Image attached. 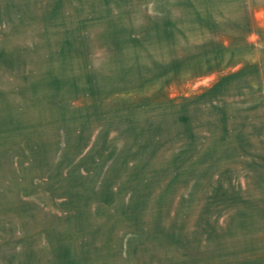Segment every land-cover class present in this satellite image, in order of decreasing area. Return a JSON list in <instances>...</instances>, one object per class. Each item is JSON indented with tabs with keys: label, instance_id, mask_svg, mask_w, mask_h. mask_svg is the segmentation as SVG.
<instances>
[{
	"label": "rangeland",
	"instance_id": "obj_1",
	"mask_svg": "<svg viewBox=\"0 0 264 264\" xmlns=\"http://www.w3.org/2000/svg\"><path fill=\"white\" fill-rule=\"evenodd\" d=\"M0 264H264V0H0Z\"/></svg>",
	"mask_w": 264,
	"mask_h": 264
}]
</instances>
